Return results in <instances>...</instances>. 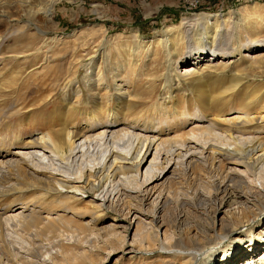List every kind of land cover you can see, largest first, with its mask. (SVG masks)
I'll return each mask as SVG.
<instances>
[{
    "label": "bare ground",
    "instance_id": "1",
    "mask_svg": "<svg viewBox=\"0 0 264 264\" xmlns=\"http://www.w3.org/2000/svg\"><path fill=\"white\" fill-rule=\"evenodd\" d=\"M53 4L41 11L46 19ZM198 17L183 18L162 37L138 41L124 51L137 58L155 45V52L160 47L167 58L168 75L159 84L165 99L150 118L135 110L134 97L123 89L126 71L114 68L108 75L102 56L93 55L85 67L83 85L91 101L82 109L83 92L76 82L81 65L72 62L76 57L59 60L64 53L55 44L43 50L60 39L45 38L36 27L40 36H33L39 41L34 53L11 52L16 66L0 67V203L11 198L2 205L6 218L0 215V264H38L31 256L14 253L25 251L19 234L33 230L42 234L50 264H87L92 260L87 244L118 240V227L96 228L109 212L137 221L139 247L154 254L146 264H199L208 247L230 243L232 235L240 237L238 232L248 234L249 241L227 254L220 248L224 256L212 264H264V236L258 238L251 230L264 220V94L247 91L249 79L264 75V41L255 44L258 51L243 56V48L253 49L251 38L237 49L226 47L230 38L219 32L220 22ZM206 23L212 26L205 33L206 48L196 51L188 42L180 43L184 35L190 42L195 35L191 31ZM15 30L14 35L24 28ZM1 47L0 60L9 52ZM181 59L187 66L179 71ZM182 79L194 88L188 96ZM214 80L228 81L221 96L243 90L245 96L231 106V95L210 99L204 89ZM65 88L71 94L57 99ZM56 99L60 108L38 117L35 112ZM230 110L234 117L227 118ZM11 120L16 124L9 125ZM81 122L84 127H76ZM29 131L41 136L23 139ZM82 195L91 198L90 204ZM207 202L214 206V218L207 224L191 223V212ZM172 207L183 211L169 226ZM7 229L13 242L4 240ZM261 229L264 235V225Z\"/></svg>",
    "mask_w": 264,
    "mask_h": 264
},
{
    "label": "rangeland",
    "instance_id": "2",
    "mask_svg": "<svg viewBox=\"0 0 264 264\" xmlns=\"http://www.w3.org/2000/svg\"><path fill=\"white\" fill-rule=\"evenodd\" d=\"M52 2L55 3L53 4L52 15L48 13L47 16H49L50 19H46L41 11ZM197 5L201 6L196 7ZM29 10L32 11L31 15L27 14ZM196 15L199 16L198 18H204L201 19V21L206 19L209 23H213L217 19V21L220 22L219 32L230 38L228 45L223 44L226 47L231 46L237 49L244 41L249 42L248 39L251 38L250 40L252 43H250V46H252L251 48L253 49H250V51L243 48V56L258 51L260 48H254L255 44L264 41V0H197V4L195 0H0V46H2V51H9L2 56L0 67L4 68L7 65L10 69L16 66L15 64L17 63L14 61L15 59L11 53L12 51L25 52L29 50L32 51L36 48L35 46H37L39 41L34 39L33 36H40L36 30V27H38L40 31L45 34V38L60 39V42L48 43V47H43V50L49 48V45L55 44L54 47L58 50L60 49L59 51L64 53L62 57H59V60L67 61L68 57H70L69 59L76 57V59H74L75 61L72 62L74 64L78 62L81 65L80 73L76 78V82L83 92L79 102L80 108H85L91 101L89 94L86 92V87L83 85V77L85 75V67L90 63V58L96 54V56H102L104 61H100L101 67L102 69L105 67L106 71L109 73L108 75L114 72V68L118 71H126V74H122L121 76L123 89L129 91L131 97H134L133 100L136 103L134 107L135 110L140 112L143 118H150L155 111L159 110V104L165 99L164 90L162 87L159 88V84L163 79V75H168L167 58H164V51L160 47H158L155 52V45L149 47L150 53L141 52L137 58L129 54V52L124 51L136 45L138 41L147 42L162 37L165 31L170 30L169 28L178 26L183 18H192ZM225 20L226 23H223ZM210 24H198L191 31L192 36L195 34L194 38H191L189 42L184 35L185 37H182L180 43L185 46L186 42H188V46L195 49L201 47L206 48L205 33L210 32L212 29ZM17 27H23L24 30L14 35V32H18L15 30ZM189 33L190 32H188V34ZM31 35L32 38L31 41H29L28 38ZM191 35H188V37ZM239 41L242 43H239ZM73 48L77 50L75 54H71ZM146 49L147 48L144 50L146 51ZM153 50L154 53H156L155 56H153ZM196 51H200V49H196ZM32 52L34 53V51ZM200 53L199 55L203 54L202 52ZM184 61V59L178 61L179 71L187 66L186 64H181L184 63ZM24 63L26 64V61L21 62V67L24 66ZM130 71L134 72V75H131L132 79L128 77ZM226 73L227 76H231V71H229V69ZM129 79H131V81ZM152 82H154L155 86L152 85ZM180 82L185 91L184 95H190L189 90H194V88H190L185 79H182ZM249 84L247 91H259L261 94H264V75L256 79H249ZM227 85V80L224 82L215 81L204 90L207 96L212 100L231 95L232 103L230 102L227 106L238 103L236 100L239 97L243 98L246 91L243 90L235 94L226 92L225 95L221 96V94L225 92ZM68 89H60L57 92V99L63 97L65 94H71L70 91L68 92ZM179 96L177 97L179 98ZM207 96L203 95V98ZM57 99L52 100L45 108L35 112L38 114V117L43 115L46 116L54 109L60 108V99ZM234 113V110H230L227 114L231 116L228 115L229 117H226L232 118L234 117V115H232ZM13 123L16 124V122L11 120L9 125H13ZM84 125L85 124L81 122L76 127L83 128ZM36 128L41 129L39 127ZM32 135H37L36 137L41 136L39 133L33 134V132L29 131L27 134L24 133L22 138L27 139ZM145 169L146 168H143L141 171L140 182L144 180ZM27 196H29V194ZM81 197H83L82 200H84L85 204H90L88 202L91 201V198L88 195H82ZM8 199L0 203V215H3L2 219L6 218V215L3 214L4 207L2 205L9 204L11 198ZM19 202L21 203L23 201L18 200V204H20ZM213 207L212 203L207 202L206 205L201 206L202 209L198 207L196 210L192 211L190 214L191 223H197L195 225L207 224L210 219L212 220V218H214ZM182 211L183 210L178 207H172L170 209L167 214L169 226L174 224L177 216ZM89 213H92V211H89ZM220 217L221 216H219L218 219ZM85 219L87 221L90 220L89 216H86ZM109 224H112L111 228L118 227L115 229L114 233L115 239L118 240L114 241L113 244H105L102 242H98V244H87L86 249H92L90 250V253H92V260L91 262H87V264H146L148 260L154 257L153 253L142 251L139 247V243L134 237L137 228V221L135 219H130L128 217L125 220L123 217H117L114 213L109 212L106 213L104 219L96 225V228L107 227ZM263 225L264 220L251 226L254 235H259L258 238L264 236L261 229ZM5 231V236H3L4 240L13 242L14 240L8 237L10 230ZM18 234L17 236L20 235L19 237L25 240V243L22 245L25 251L19 252L17 249L14 253L18 252L20 254L19 256L25 259L31 256L32 258L30 259L37 261L38 264H42L41 261L43 257H45L44 259L46 262L44 263L50 264L48 257L45 256L46 252L42 249L45 247L47 249L48 246L45 244L40 232L38 233V231L33 230L31 232ZM234 236L235 235H232L230 243L225 242L226 246L223 245L217 248L214 246L208 247L207 250H209V252L202 255L203 259L201 262L203 264H212L217 259L223 258L224 254L221 252L220 248H224L223 250L226 251L227 254L232 252L233 249L241 246V244H246L249 241V235L246 233L242 234L238 232L237 236H240L239 238H233ZM159 237L160 239L163 238L162 232L159 234ZM260 242L263 243L261 239ZM27 243H31L34 252L29 250L30 246ZM28 250L30 251L29 255L26 254ZM13 254L11 255L14 256ZM209 254L212 255L211 258L207 256ZM201 262H199V264H202ZM242 263L243 261L238 264Z\"/></svg>",
    "mask_w": 264,
    "mask_h": 264
},
{
    "label": "built area",
    "instance_id": "3",
    "mask_svg": "<svg viewBox=\"0 0 264 264\" xmlns=\"http://www.w3.org/2000/svg\"><path fill=\"white\" fill-rule=\"evenodd\" d=\"M140 1H145V0H140ZM195 3L197 4V0H195ZM201 5H197L196 7H199ZM188 10H193V9H188Z\"/></svg>",
    "mask_w": 264,
    "mask_h": 264
}]
</instances>
